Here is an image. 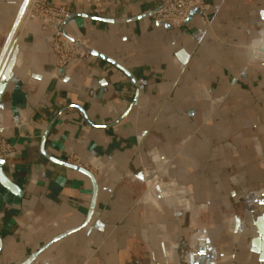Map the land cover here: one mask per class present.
Segmentation results:
<instances>
[{
    "label": "crops",
    "instance_id": "1",
    "mask_svg": "<svg viewBox=\"0 0 264 264\" xmlns=\"http://www.w3.org/2000/svg\"><path fill=\"white\" fill-rule=\"evenodd\" d=\"M47 1L89 57L56 68L35 23L7 43L24 0H0V54L15 58L0 264H264L250 245L264 189L247 190L264 182V55L250 49L264 0H206V25L191 13L177 29L150 18L164 0Z\"/></svg>",
    "mask_w": 264,
    "mask_h": 264
},
{
    "label": "built area",
    "instance_id": "2",
    "mask_svg": "<svg viewBox=\"0 0 264 264\" xmlns=\"http://www.w3.org/2000/svg\"><path fill=\"white\" fill-rule=\"evenodd\" d=\"M93 11L98 13L96 7ZM207 11L206 0H164L150 13V18L157 24L177 29L191 13H195L200 23L206 25ZM25 12V22L39 24L42 30L51 33L50 47L55 56L56 68L64 69L89 57L88 43L73 38L63 30L64 23L71 16L66 7L51 5L47 0H30ZM12 150L11 144L0 135V159L7 157Z\"/></svg>",
    "mask_w": 264,
    "mask_h": 264
},
{
    "label": "water",
    "instance_id": "3",
    "mask_svg": "<svg viewBox=\"0 0 264 264\" xmlns=\"http://www.w3.org/2000/svg\"><path fill=\"white\" fill-rule=\"evenodd\" d=\"M27 2H28V0H24L23 4L21 6V9L19 11V14H18V18L24 12V9H25V7L27 5ZM14 27H15V25L13 26V29H12V31L9 34L7 43L10 41V39L12 37L13 31H14ZM7 43H6V45H7ZM6 45L4 46V48H3V50H2V52L0 54V100H1V97H2V95L4 93V91H5L6 83L11 78L10 70H11V67L13 66L14 61H15L14 53L11 54V56H8L7 60L4 59V55H5V53H6L7 49H8V48H6ZM256 48L258 49V51L260 53L264 54V25L260 29V31L258 32V39H257ZM1 164H2V161L0 160V165ZM68 166L71 167V168L77 169L78 171H80V172H82V173H84V174H86V175L91 177V174L87 170H85L83 168L74 167V166H70V165H68ZM0 182L4 186H7V187H9L11 189L10 185L8 184V182L2 177L1 174H0ZM156 189L158 190L159 187L157 186ZM257 206H258V208H262L263 210H262L261 213L256 212V211H254L252 213L251 224L253 225V227L256 230V237L251 240L250 245L252 247L251 250L253 252L259 254L261 262H264V198L259 200V202H257ZM203 238H204L203 237V232H201L200 234H198L196 236L195 239H196V241H198V240H202ZM31 261H32V258H30L24 264H29Z\"/></svg>",
    "mask_w": 264,
    "mask_h": 264
},
{
    "label": "rangeland",
    "instance_id": "4",
    "mask_svg": "<svg viewBox=\"0 0 264 264\" xmlns=\"http://www.w3.org/2000/svg\"><path fill=\"white\" fill-rule=\"evenodd\" d=\"M240 157H241V154L239 152H237V150H235V160L236 159H239ZM254 160L256 161V164L259 166V168H262V170H264V157H262V156L257 157L256 156ZM229 172H231V173H234L235 172V175L243 173L241 171L240 172H237L236 169L234 170V168L233 169H230ZM245 173L247 174V171ZM244 185L247 186L246 183H244ZM244 185H242V184L235 185V189L241 190L244 187ZM259 189H264V182L251 183L250 184V188H248L247 190H250V193H251V192H254V191H258ZM148 190H149V187L147 186V187H145L143 189V193H146ZM160 207H162V206H160Z\"/></svg>",
    "mask_w": 264,
    "mask_h": 264
},
{
    "label": "bare ground",
    "instance_id": "5",
    "mask_svg": "<svg viewBox=\"0 0 264 264\" xmlns=\"http://www.w3.org/2000/svg\"><path fill=\"white\" fill-rule=\"evenodd\" d=\"M29 1L30 0H28V2H27V4L29 3ZM27 10V5H26V7H25V9H24V12L22 13V15L18 18V19H16V21H15V23H14V25H15V27H14V31H13V34H14V32H15V30L16 29H18V27L20 26V24H22V23H26L25 22V11ZM13 34H12V36H13ZM257 39H258V37L253 41V44H251V46H250V49H254V50H256V53L257 54H260V55H264V54H262V53H260L259 51H258V49L256 48V45H257ZM254 230H255V228H254ZM255 232V231H254Z\"/></svg>",
    "mask_w": 264,
    "mask_h": 264
},
{
    "label": "snow or ice",
    "instance_id": "6",
    "mask_svg": "<svg viewBox=\"0 0 264 264\" xmlns=\"http://www.w3.org/2000/svg\"><path fill=\"white\" fill-rule=\"evenodd\" d=\"M94 55H95V53H94Z\"/></svg>",
    "mask_w": 264,
    "mask_h": 264
}]
</instances>
